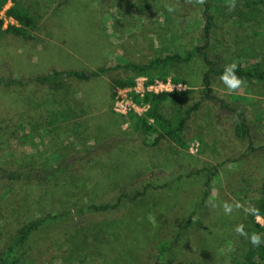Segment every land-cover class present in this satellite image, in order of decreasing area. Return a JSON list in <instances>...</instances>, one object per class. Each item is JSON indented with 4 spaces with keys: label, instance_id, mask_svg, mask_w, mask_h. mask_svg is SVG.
Here are the masks:
<instances>
[{
    "label": "rangeland",
    "instance_id": "obj_1",
    "mask_svg": "<svg viewBox=\"0 0 264 264\" xmlns=\"http://www.w3.org/2000/svg\"><path fill=\"white\" fill-rule=\"evenodd\" d=\"M17 1L36 25L25 36L0 35V169L65 170L47 182L0 180V247L39 219L119 199L116 210L77 217L64 230L68 235L38 247L22 264H151L158 245L171 243L182 229L175 264H244L253 245L235 231L240 224L260 234L264 246V231L254 224L264 228V218L253 221L264 195V84L244 82L230 93L214 75L213 94L230 106L222 109L204 96L209 66L199 54L175 64L171 76L191 93L176 107L166 103V113L199 104L186 124L188 151L135 131L130 114L113 111L122 88L114 94L112 86L116 80L150 79L129 64L184 57L196 47H207L219 68L240 58L264 60V22L234 39L227 22L236 0ZM208 10L215 16L210 38L204 32ZM114 66L120 68L89 82L69 79L50 87L34 81L53 70ZM235 108L246 114L251 150L234 135ZM52 120L59 125L47 133ZM224 202L243 207L226 215Z\"/></svg>",
    "mask_w": 264,
    "mask_h": 264
},
{
    "label": "trees",
    "instance_id": "obj_2",
    "mask_svg": "<svg viewBox=\"0 0 264 264\" xmlns=\"http://www.w3.org/2000/svg\"><path fill=\"white\" fill-rule=\"evenodd\" d=\"M8 0H0V9H2ZM13 5L8 11V15L13 17L19 26H9L6 30H3V22L0 21V35L4 33H11L17 36H25L27 30L33 29L36 25L35 18L30 12L20 4L17 0H13ZM236 6L229 14L228 24L230 23L231 31L235 32L233 37H243L244 35L253 31V27L256 22H264V0H236ZM206 25L204 32L206 38H210L214 28L215 16L208 10L205 13ZM252 21V22H251ZM237 39V38H236ZM207 47H196L194 51L189 52L186 56L182 55H167L163 58H157L151 61L147 65L137 66L129 64L126 67L137 70L140 75L149 76L150 81H154L158 78L162 81H166L169 78L175 83H184L181 78L171 76V68L175 64L189 63L194 55L199 54L206 65L209 66L207 72L203 77L204 96L206 99L212 101H218L222 109H230V106L226 104L220 98H217L213 93L212 77L214 75L221 76L224 68H219L217 63L209 59L208 54L204 51ZM245 50H240V53ZM240 58L236 64L237 75L242 78L246 83L253 85L264 84V60L263 58L255 59L252 62L242 61ZM120 66L99 68L97 71H58L53 70L48 75L43 77H36L34 81L42 85H48L50 87L63 86L69 79H75L79 81H94L102 77L107 72L116 70ZM134 85L133 80H116L113 82V91L119 88H127ZM191 90L184 92L163 93L159 95H147L143 100L144 103L150 107L146 114L142 117H138L135 114H130L129 121L133 129L137 132L144 134H156L155 143H158L161 139L169 140L176 147L188 151L189 145L184 138L186 133V124L189 121L190 115L194 110L199 108V104L187 110H176L172 114L166 113V103L173 105L174 107L180 105L190 95ZM237 116V121L234 126V135L240 142H248V149H253L251 129L247 123L246 114L237 108L232 110ZM152 121V122H150ZM58 122L52 120L49 124L50 128H47V133L52 127L57 128ZM37 126L32 127L35 130ZM27 136H31L27 135ZM21 137L20 143L23 142ZM255 151V150H253ZM31 167V166H30ZM34 169V168H30ZM37 170V169H36ZM29 170L26 172L9 171L0 169V180L9 181H26V182H47L55 179L58 176L64 174V167L58 166L51 170L38 169ZM137 199V196L135 197ZM121 199L115 204L97 205L92 204L87 207L75 209L73 211H67L64 213H54L43 219H39L30 223L26 227L20 229L14 236L10 238L4 245L0 247V264H22L27 260L38 247L45 246L49 243L55 242L60 238V235H68L64 232L71 226V222L77 217L83 216L88 211L105 212L110 210H116L120 207ZM264 218V195L260 204L253 214V221L256 217ZM190 218V217H189ZM255 224V227L259 231H264L259 224ZM183 230V229H182ZM182 230H180L174 240L171 243L163 241L158 245V254L151 264H175L177 258L180 255V242L182 239ZM69 231H71L69 229ZM57 233V236L55 235ZM244 264H264V246L251 247L245 258Z\"/></svg>",
    "mask_w": 264,
    "mask_h": 264
},
{
    "label": "built area",
    "instance_id": "obj_3",
    "mask_svg": "<svg viewBox=\"0 0 264 264\" xmlns=\"http://www.w3.org/2000/svg\"><path fill=\"white\" fill-rule=\"evenodd\" d=\"M12 2L8 1L6 5L0 9V21L3 22V29L9 26H18L17 21L8 15ZM187 88L182 83H175L170 78L166 81L154 80L150 81L147 77L141 76L136 80L133 86L118 90L113 101V111L122 116L131 113L144 114L148 111L149 105L144 103L147 95H159L163 93L184 92Z\"/></svg>",
    "mask_w": 264,
    "mask_h": 264
},
{
    "label": "clouds",
    "instance_id": "obj_4",
    "mask_svg": "<svg viewBox=\"0 0 264 264\" xmlns=\"http://www.w3.org/2000/svg\"><path fill=\"white\" fill-rule=\"evenodd\" d=\"M196 2L198 4H204L206 2V0H196ZM230 8H234L235 7V3H231L229 5ZM169 12L174 11V9L169 6L167 9ZM237 68L238 65L235 62H232L231 64H227L224 66V71L220 76V80L221 82L225 85L226 89L231 93V92H235L238 89L241 88V86L243 85L244 81L242 80L241 77H239L237 75ZM208 203H210L212 205L213 208L217 207V205L215 203H213L212 201H208ZM223 211L226 215L231 214L234 210H238L241 209L243 207V205H241L239 202H234V203H228V202H224L223 205ZM245 212H249V211H253L252 209H244ZM259 220V217H258ZM235 231L245 237L246 239L249 240V242L254 246V247H258L262 240H261V235L256 233V232H252L251 234H249L248 232L245 231V225L240 224L236 227Z\"/></svg>",
    "mask_w": 264,
    "mask_h": 264
}]
</instances>
